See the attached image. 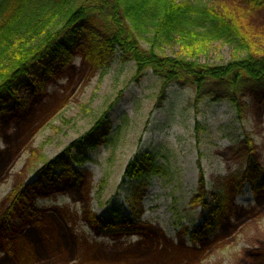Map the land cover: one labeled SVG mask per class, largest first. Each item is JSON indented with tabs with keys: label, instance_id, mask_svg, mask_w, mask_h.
I'll return each instance as SVG.
<instances>
[{
	"label": "rangeland",
	"instance_id": "374dc122",
	"mask_svg": "<svg viewBox=\"0 0 264 264\" xmlns=\"http://www.w3.org/2000/svg\"><path fill=\"white\" fill-rule=\"evenodd\" d=\"M180 1H220L226 7V0ZM261 17L255 23L264 29ZM143 46L150 47L146 42ZM157 51L208 66L247 56L222 41L203 49H188L177 41ZM72 65L0 132V214L22 190L34 194L28 199L36 212L21 223L24 234L18 242L28 248L29 264H238L245 249L264 242V105L258 108L248 98L238 112L226 101H204L197 112L188 103L194 90L173 86L163 107L157 108L160 80L150 70L134 78L136 63L122 61L120 51L105 66L83 65L80 56ZM103 115L113 124L108 140L91 150L81 165L71 163L81 177L78 186L53 181L46 185L44 177L39 181L37 173L46 162ZM246 136L260 156L261 179L241 185L227 227L197 233L204 241L193 240L209 216L203 205L192 203L201 173L208 202L214 205L227 181L239 183L249 167L242 144ZM143 151L158 156L161 171L124 179L130 161ZM91 214L105 221L121 216L132 229L111 237L86 222ZM19 222L13 220L12 227L21 228ZM9 242L5 236L0 239V264L15 263L13 252L1 250Z\"/></svg>",
	"mask_w": 264,
	"mask_h": 264
},
{
	"label": "trees",
	"instance_id": "16d2710c",
	"mask_svg": "<svg viewBox=\"0 0 264 264\" xmlns=\"http://www.w3.org/2000/svg\"><path fill=\"white\" fill-rule=\"evenodd\" d=\"M224 3L226 7L220 1L209 5L180 0H0V132L20 110H25L30 100L43 94L45 85L67 73L77 57L86 66H105L117 50L122 61L136 63L134 78L144 77L150 70L160 80L157 108L163 107L173 86L194 90V99L188 103L197 112L204 101H226L242 112L247 106L245 100L251 98L261 107L264 48L258 47L264 45V29L255 20L264 16V0ZM177 41L188 49H203L222 41L246 52L247 56L225 65L208 66L158 53L160 46ZM143 42L150 47L144 48ZM112 127L106 115L98 118L90 130L46 162L37 173L39 181L44 177V184L49 180L46 185L53 181L78 186L81 177L73 172L71 163L81 165L91 150L108 140ZM251 141L246 136L242 142L249 167L242 173L241 181L228 180L221 196L216 195L214 205L208 202L206 181L201 173L198 194L192 203L203 205L209 216L193 233V240L204 241L197 233L206 235L217 226L227 227L241 185L247 180L252 183L261 179L260 156ZM157 158L151 151L136 154L126 168L124 179L139 180L160 172ZM30 196L34 194L22 190L20 195L10 198V208L0 214V239L4 236L10 239L1 250L14 253V264L31 261L28 248L18 244L24 234L21 223L33 219L36 212L29 206ZM13 220L20 221L21 228H13ZM86 220L111 237L132 229L118 215L105 221L91 214ZM238 264H264V242L258 248L245 249Z\"/></svg>",
	"mask_w": 264,
	"mask_h": 264
}]
</instances>
